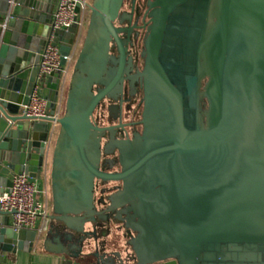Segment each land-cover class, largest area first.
<instances>
[{
	"label": "water",
	"instance_id": "1",
	"mask_svg": "<svg viewBox=\"0 0 264 264\" xmlns=\"http://www.w3.org/2000/svg\"><path fill=\"white\" fill-rule=\"evenodd\" d=\"M56 3L0 0V194L23 168L33 178L49 169L55 236L42 242L57 249V264H264V0L151 1L136 74L143 130L123 140L92 118L130 77L119 35L125 30L114 24L123 21V0L88 5L64 114L54 116L60 70L43 89L50 116L22 114ZM76 33V25L57 31L64 55ZM115 45L118 56L110 52ZM107 133L120 172L99 169ZM96 178L121 181L100 210ZM11 220L0 210V261L41 241L38 229L16 231ZM87 223L124 228L134 254L86 251Z\"/></svg>",
	"mask_w": 264,
	"mask_h": 264
},
{
	"label": "built area",
	"instance_id": "2",
	"mask_svg": "<svg viewBox=\"0 0 264 264\" xmlns=\"http://www.w3.org/2000/svg\"><path fill=\"white\" fill-rule=\"evenodd\" d=\"M86 0H57L52 13L50 33L46 43L40 52L37 63L38 72L33 89L29 95V101L22 106V114L38 119L50 116L49 100L43 95L48 77L57 71H61V83L55 110V117L61 116V107L64 102L67 78L70 73L79 34L84 25V15L87 8ZM80 7L78 11L77 8ZM77 26L76 40L69 54L64 55L60 49V43L56 40L57 31H68L72 26ZM63 59L65 64L62 63ZM57 128L58 124L54 122ZM30 173L26 168L12 175V184L0 194V210L11 214V225L16 230L38 229L36 220L39 215H47V204L36 199V186L30 180Z\"/></svg>",
	"mask_w": 264,
	"mask_h": 264
},
{
	"label": "flooded vegetation",
	"instance_id": "3",
	"mask_svg": "<svg viewBox=\"0 0 264 264\" xmlns=\"http://www.w3.org/2000/svg\"><path fill=\"white\" fill-rule=\"evenodd\" d=\"M151 1L153 0H123L120 8L123 21L119 22L116 19L114 24L125 30V33H119V35L125 47V67L129 69L130 77L124 81L122 86L117 85L112 92V96L102 100L93 112V122L100 127H111L113 131H116V138L120 140L132 138L135 133H141L143 130L140 120L144 107V94L142 81L136 78V74L143 69L142 51L144 40L151 24L149 16L152 10L150 7ZM112 50H115L113 54L119 55L117 45L112 47ZM106 99L109 100L106 103V113L98 115V110L103 102H106ZM112 142L113 140L109 133L102 138L99 169L104 172L116 173L120 172L122 167L119 162V151L113 147ZM100 166H105L107 170L101 169ZM120 186L121 181H113L108 185H104L98 182V178L95 179V190L99 189L97 195V199L100 202L99 210L105 208V205L101 204L102 198L107 196L109 192L118 190ZM109 223L112 222L109 220Z\"/></svg>",
	"mask_w": 264,
	"mask_h": 264
},
{
	"label": "rangeland",
	"instance_id": "4",
	"mask_svg": "<svg viewBox=\"0 0 264 264\" xmlns=\"http://www.w3.org/2000/svg\"><path fill=\"white\" fill-rule=\"evenodd\" d=\"M86 1H87V4L89 5L93 0H86ZM88 5H87V8L85 10V15H84V25L82 27V30L80 31V34H79L80 36H79V41L77 43L76 50H75L74 61L71 64L70 73H69L68 78H67L64 102H63L62 107H61V115H63L64 111H65L66 93H67V90H68V87H69L71 74H72V71H73V68H74V63H75V60H76V58L78 56V53L81 50V47H82L83 42H84V39L86 37L87 26H88V23H89L90 13H91ZM111 52L114 53L115 50H112ZM108 101L109 100L106 99V102L104 101L103 104L100 106V108L98 110V115H101V114L103 115L104 113H106V103ZM56 136H57V131H56V133H55V135L53 137L52 144H51V147H50V159H51V156H52V151H53V148H54ZM101 169H106L107 170V168H105V166H102ZM98 182L100 184L102 183L104 185L105 184L108 185L109 183H111L113 181H111V180H103V179H99L98 178ZM95 192H96L95 204H96V207L99 209L100 208V206H99L100 202L97 199V195L99 193V189L95 190ZM86 230L92 232V237L90 239L81 241V244H80L81 245L80 247H84V246L86 247V251H90L93 254H96L97 252L99 254H101V253H104V252L105 253H111L112 251L113 252H115V251L118 252L120 250H123L125 255H127V256L128 255L130 256V255L134 254L133 248L130 245H126V243H127L126 239L127 238L121 236V233L123 234V233L126 232V230L124 228H122L121 229L122 231L120 232V228L116 229V225H113V224H109V225L104 224L103 225V224L97 223V224L93 225V224L87 223L86 224ZM120 246H125V247H123V249H121ZM122 257H123V259H129V258L125 257V256H122Z\"/></svg>",
	"mask_w": 264,
	"mask_h": 264
},
{
	"label": "crops",
	"instance_id": "5",
	"mask_svg": "<svg viewBox=\"0 0 264 264\" xmlns=\"http://www.w3.org/2000/svg\"><path fill=\"white\" fill-rule=\"evenodd\" d=\"M56 131L57 129L55 130L54 135ZM10 178L12 179V175H10ZM30 180L36 186V199L47 204V215H49L52 209L49 169L46 174H42L37 178L30 177ZM5 190H7V188ZM52 224L53 221L50 220L49 216L39 215L36 220V227L42 230L40 243L34 246L31 251L17 250L16 253H5L4 260L0 261V264H57L59 257L55 252L57 249H47L42 242L46 237L55 236V234L51 235L49 233ZM50 245L57 246V243L52 241Z\"/></svg>",
	"mask_w": 264,
	"mask_h": 264
}]
</instances>
